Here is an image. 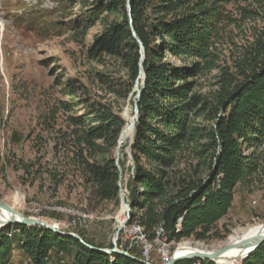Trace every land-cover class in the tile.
Returning <instances> with one entry per match:
<instances>
[{"label": "trees", "instance_id": "1", "mask_svg": "<svg viewBox=\"0 0 264 264\" xmlns=\"http://www.w3.org/2000/svg\"><path fill=\"white\" fill-rule=\"evenodd\" d=\"M77 1L82 15L69 25L73 34L82 37L96 22L103 26L86 56L109 62L124 75L120 80L106 71L91 73L96 90L113 99L131 93L143 53V85L129 145L132 165L118 161L130 205L127 223L141 227L150 239L161 227L166 242L223 238L218 222L236 188L249 186L264 165V0H67L69 8ZM230 2L233 7L226 9ZM44 13L23 12L17 19L39 31L48 28L41 21ZM249 20H260L261 26L252 29L245 44L232 43L236 52L221 59L222 40L227 35L231 40L233 29ZM166 55L190 65L176 66ZM213 71L214 89H194L200 76ZM77 82L67 80L61 93L71 97ZM76 102L83 114L67 117V130L59 131L53 148L63 145L68 165L97 201L117 202L119 170L109 148L125 121L99 97ZM60 105L73 108L70 101ZM15 250L26 264H63L62 256L70 264H144L90 250L41 226L0 228V264H10ZM175 264L214 263L182 259ZM238 264H264V243Z\"/></svg>", "mask_w": 264, "mask_h": 264}, {"label": "rangeland", "instance_id": "2", "mask_svg": "<svg viewBox=\"0 0 264 264\" xmlns=\"http://www.w3.org/2000/svg\"><path fill=\"white\" fill-rule=\"evenodd\" d=\"M233 5L234 2H230L226 9ZM35 10L45 12L41 21L47 23L48 28L42 26L41 31H36L17 19L21 13ZM81 15L79 1L69 8L67 0H0V201L24 217L51 226L58 223V230L76 234L92 246L115 247L142 259L139 242L123 248L119 245L122 229L130 227L128 209L122 206L119 194L117 202L97 201L80 175L68 165L63 145H59L57 151L53 148L61 135L59 131L67 130V117L83 114L81 104L76 102L79 99L90 101L99 97L104 103H111L121 116H134L135 87L127 96L113 99L89 82L90 74L95 71H106L114 79L124 78V75L109 62L100 64L86 56L103 26L96 22L82 37L73 34L69 25ZM260 26V20H249L240 30L233 29L232 42L227 35L219 45L221 59L236 52L232 43L245 44L252 29ZM165 60L179 67L190 65L189 60L182 62L170 55H166ZM216 73L200 76L194 89L202 93L214 89ZM69 79L78 81L71 97L61 93ZM138 84L139 88L143 85L141 80ZM84 90L87 96L81 93ZM61 101H70L73 108L65 110ZM120 140L121 136L109 148L110 155L116 161L123 159L125 166L131 167L132 135L121 146ZM259 173L249 186L236 188L229 211L218 222L223 238L205 242L186 238L171 242L168 244L172 254L186 242L203 245L210 251L220 249L234 231L264 223V165ZM129 174L131 169L125 172L123 183ZM121 189L126 199V189L122 186ZM36 208L42 211L36 214L33 211ZM78 213L85 218H77ZM147 244L152 263L163 264L156 254L158 243L148 241ZM12 255L15 264H24L25 259L18 251ZM62 257L63 264H70L69 257Z\"/></svg>", "mask_w": 264, "mask_h": 264}, {"label": "water", "instance_id": "3", "mask_svg": "<svg viewBox=\"0 0 264 264\" xmlns=\"http://www.w3.org/2000/svg\"><path fill=\"white\" fill-rule=\"evenodd\" d=\"M142 62H143V53L141 52L140 72H139L138 79L135 83V90H134V92L136 93V99L134 100L135 111H134V116L132 117V128H134V124H135L137 116H138V100H139V97L141 94V89L139 88V84H138L139 81L138 80H141V83H143V78H144V73L142 71ZM124 140L125 139L121 137L120 146L123 144ZM116 162H117L116 164H117V167L119 170V181H118L119 192H118V194L120 196V201H121L122 206L127 208L128 210L126 212H128L130 210V205L126 202L125 195L120 190V187H121V168L118 165V161H116ZM0 207L5 209L6 211L10 212V214L12 215L9 219L4 221L3 223H0V228L5 227V226H9V225H13V224H19V225H23V226H41V227H44L45 229L56 232L60 235L75 238L83 246H85L86 248H88L90 250L97 251L100 253H104L107 255H115V254L116 255H122V256L134 259L136 261L142 262V263L144 262L143 260L135 258L132 255L128 254L126 251L118 250L115 247L108 248V249L98 248V247L92 246L89 243L85 242L81 237H79L76 234L67 233V232H63L61 230H58V229L54 228L53 226H51L50 224H48L44 221H39L36 219H31L29 217H24L22 214L14 211L12 209V207H10L9 205H7L6 203H4L2 201H0ZM15 216H17V218ZM121 226H122V224H120L117 227V232L120 230ZM263 226L264 225H262V227ZM114 239H116V237ZM263 243H264V233H259L255 237H251L249 239L244 240L242 243H238V242L235 243L234 246L238 247L240 252H241L240 261L243 260L244 258H246L248 255H250L258 246H260ZM226 248H227V246L220 248V249H217V250H214V251H211V252L193 251V252H190V253L183 255V256H176L175 252H173L171 259L169 261H167L166 263H163V264H175L178 260H182V259H197V260L206 259V260L214 262V259L216 257L220 256L226 250Z\"/></svg>", "mask_w": 264, "mask_h": 264}, {"label": "bare ground", "instance_id": "4", "mask_svg": "<svg viewBox=\"0 0 264 264\" xmlns=\"http://www.w3.org/2000/svg\"><path fill=\"white\" fill-rule=\"evenodd\" d=\"M122 117H123V119L125 121V125L123 127V130H122V133H121V137L124 138V139H127L133 133L132 116L124 115ZM120 190L122 191L123 189H121V187H120ZM129 212H130V210L128 212H126L127 213V217L129 215ZM11 216L12 215L10 214V212H8L5 209L0 207V223H3L7 219H9ZM15 217L17 218V216H15ZM179 222H180V219L178 220L177 227H179ZM262 225H264V223L258 224V225H255V226L244 227L242 229H239L238 231H234L229 236V238L225 241L224 245L227 246L226 250L220 256H218V257H216L214 259V263L215 264H235L234 262H236L237 260H240L241 252H240L238 247L234 246V244L237 243V242L238 243H242L244 240L249 239L251 237H255L259 233H264V228H263L264 226L262 227ZM53 227L58 229V226L54 225ZM137 229L140 230V232L144 236H147L145 234V232L143 231V229L141 227L137 226V225H130V227L126 231H133V230H137ZM161 230H162L161 227H159L157 229L155 238H157L160 235ZM168 243H171V242H166V248H169V244ZM215 250H217V249H215ZM193 251L211 252V251H214V250L210 251V250H207L203 245L191 244L189 242H186V243H183V245H181L179 248H177V250L175 251V255L176 256H183V255H186V254H188L190 252H193ZM141 256H142V259H143V255L142 254H141ZM143 263L144 264H151L150 262H147V261H144Z\"/></svg>", "mask_w": 264, "mask_h": 264}, {"label": "built area", "instance_id": "5", "mask_svg": "<svg viewBox=\"0 0 264 264\" xmlns=\"http://www.w3.org/2000/svg\"><path fill=\"white\" fill-rule=\"evenodd\" d=\"M33 211L37 214L42 211L41 208L33 209ZM77 218H83L84 216L79 214L77 215ZM55 226H58V223L55 224ZM120 247H126L128 244L129 246H132L133 244L139 242L141 244V254L143 255V260L152 263V259L150 257V247L147 244L148 241L157 242V248H156V254L157 257L162 261V263H166L169 261L172 257L171 249L166 248V242H165V235L163 232V229L160 232V235L157 238L150 239L149 236H144L140 230H133V231H126L124 228L122 229V236L120 237Z\"/></svg>", "mask_w": 264, "mask_h": 264}, {"label": "crops", "instance_id": "6", "mask_svg": "<svg viewBox=\"0 0 264 264\" xmlns=\"http://www.w3.org/2000/svg\"><path fill=\"white\" fill-rule=\"evenodd\" d=\"M16 253H17V252H15V254H16ZM17 255H18V253H17ZM17 255H15V256H17ZM14 261H15V260H14V255H12V259H11V263H10V264H15ZM24 264H26V261H24Z\"/></svg>", "mask_w": 264, "mask_h": 264}]
</instances>
